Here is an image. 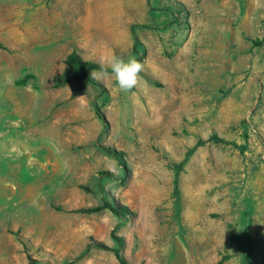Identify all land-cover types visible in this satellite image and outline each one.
Masks as SVG:
<instances>
[{"label": "rangeland", "instance_id": "1", "mask_svg": "<svg viewBox=\"0 0 264 264\" xmlns=\"http://www.w3.org/2000/svg\"><path fill=\"white\" fill-rule=\"evenodd\" d=\"M139 55L128 92L69 60ZM114 237L264 264V0H0V264H119Z\"/></svg>", "mask_w": 264, "mask_h": 264}, {"label": "clouds", "instance_id": "2", "mask_svg": "<svg viewBox=\"0 0 264 264\" xmlns=\"http://www.w3.org/2000/svg\"><path fill=\"white\" fill-rule=\"evenodd\" d=\"M107 64L108 68L102 66L103 74L105 76L109 75L108 69L110 68V75L114 77L115 83L121 91L128 92L137 87L143 65L135 57H129L127 60H124L120 57L112 56L107 61ZM91 77L95 78V74L91 73Z\"/></svg>", "mask_w": 264, "mask_h": 264}, {"label": "trees", "instance_id": "3", "mask_svg": "<svg viewBox=\"0 0 264 264\" xmlns=\"http://www.w3.org/2000/svg\"><path fill=\"white\" fill-rule=\"evenodd\" d=\"M131 34H132V38H133V49L135 50V48L138 46V38L135 34V31H134V27L131 28ZM138 53V52H136ZM69 60L70 62H72L73 64H75L78 68L81 69V71L83 73H86L87 71L89 70H94V71H100L102 72V66L103 65H100V64H96V63H88V62H83L81 61L80 59H78L77 57H72L70 56L69 57ZM137 60L138 61H141V56L139 55L137 57ZM104 68H108L106 66H103ZM109 73L111 72L110 68L108 69ZM87 78V77H86ZM96 109V113L98 115V117H102L98 107L96 106L95 107ZM210 141L215 143V144H229L228 142H226L225 140H223L222 138L216 136V135H213L210 137ZM203 144V142H198L195 146H193L189 152L187 153L186 155V158L189 157L199 146H201ZM232 146L236 147L237 145L235 144H231ZM110 155H115L114 151H111V150H106ZM104 207L107 208L108 210H110L111 212H113L114 214H117L116 210L111 207L110 204L108 203H104ZM114 240L115 242L117 243V245L119 246V248L117 249H108V250H111L116 258V260L119 262V264H128L127 261L123 258V256L120 254V247L122 246V241L121 239H119L118 237H114ZM98 244V243H97ZM98 246H101L102 248H105L107 249L106 247H104L103 245H99Z\"/></svg>", "mask_w": 264, "mask_h": 264}]
</instances>
